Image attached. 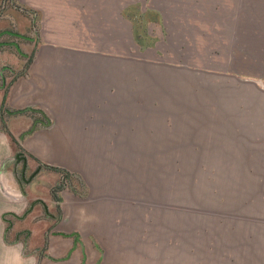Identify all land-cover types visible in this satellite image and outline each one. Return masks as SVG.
I'll return each instance as SVG.
<instances>
[{"label": "rangeland", "instance_id": "rangeland-1", "mask_svg": "<svg viewBox=\"0 0 264 264\" xmlns=\"http://www.w3.org/2000/svg\"><path fill=\"white\" fill-rule=\"evenodd\" d=\"M38 1L0 0V87L26 73L38 43L81 48L83 58L109 46L121 60L115 91L125 115L105 145L30 150L26 138L49 130L50 118L2 100L0 130L11 143L3 166L15 187L4 191L39 205L35 225L45 218L47 233L72 238L70 249L47 251L26 225L27 206L4 212V252L19 264L44 256L59 264L73 250L82 264H264V0ZM131 17L152 44L135 41ZM22 114L32 121L12 134L8 119ZM60 203L83 205L82 227L61 228Z\"/></svg>", "mask_w": 264, "mask_h": 264}, {"label": "crops", "instance_id": "crops-1", "mask_svg": "<svg viewBox=\"0 0 264 264\" xmlns=\"http://www.w3.org/2000/svg\"><path fill=\"white\" fill-rule=\"evenodd\" d=\"M25 2H33L38 0H21ZM40 0L38 2H44ZM39 7V6H36ZM41 8V7H39ZM8 17L18 18V10L15 7L8 8ZM43 21L46 24L48 16L47 8L42 9ZM16 18V19H17ZM23 24V23H22ZM44 24V32H51L48 26ZM49 34V33H48ZM46 40V39H45ZM38 43L34 54L27 66L24 74L17 76L8 85L4 91L0 87V103L5 99L6 104L10 108H20L24 106H35L41 108L51 120V127L42 128L44 133L36 136L30 135L26 138L24 146L32 149V146L40 147L50 146H98L105 145L100 140H107L113 137L115 125L123 123L122 116L124 112V96L123 91L120 95H116L115 91V67L116 60L111 54L109 58V46L94 48L88 51L90 55L97 57H81L82 49L73 48L65 43H52L53 41ZM108 45V44H107ZM11 62L16 63L17 67L22 66L24 60L11 56ZM119 104V105H117ZM116 115L118 116L116 118ZM32 121L28 115L22 114L16 117L10 116L8 119V127L12 134L19 130L27 128ZM247 125V124H246ZM247 132L253 133L255 127L253 123L246 126ZM262 130V129H261ZM260 131V128H259ZM110 132V134H109ZM81 140H95L97 142H80ZM78 141V142H77ZM11 152L10 136L0 130V264H5L3 259L5 254L7 264H19L17 255L5 253L6 249L2 244V227L4 225V212H18L29 207L30 212L27 214V223L32 235L36 238H42V242L46 241V249L49 252L66 251L72 246V238H68L64 234L47 233L46 228L50 222L42 218L41 224L35 225L34 212L39 210L38 204H28V201L18 202L12 200L9 195L16 194L15 191H4L5 185L14 186L11 168L4 169L3 160L8 157ZM15 187H13V190ZM9 194V195H7ZM11 194V195H12ZM33 196L29 197L32 198ZM33 199V198H32ZM54 203H48V209H54ZM62 209L59 217L61 228L67 226L73 227L74 230L83 225V205L73 204L65 206L60 203ZM13 215V214H12ZM11 215V216H12ZM119 258H125L120 254ZM128 258V257H127ZM10 259V260H9ZM51 259L44 256L40 260V264H51ZM24 264V263H22ZM25 264H35V258L27 260ZM59 264H82V254L77 250L70 252V256Z\"/></svg>", "mask_w": 264, "mask_h": 264}, {"label": "trees", "instance_id": "trees-1", "mask_svg": "<svg viewBox=\"0 0 264 264\" xmlns=\"http://www.w3.org/2000/svg\"><path fill=\"white\" fill-rule=\"evenodd\" d=\"M143 14L145 15V13H143V11L139 12V16L141 18H143ZM131 19H132L131 28H132V31H133V36H134L135 41L140 44V47H146L147 45L152 44V41L151 42H146L144 40L145 36H147L149 38H151V37L148 35V32H147L143 22L139 23L138 20L135 17H131ZM30 59H31V57H29L27 59V61L25 63V67L29 64ZM20 72H23V69L20 70ZM47 166L50 167V168L59 170L60 172L63 173L64 176H67V171H66V169L64 167L57 166V165H52V164H47ZM61 187H62L61 183L51 187L50 191H51V194H52V196H53V198L55 200L59 199L58 191H59V189ZM57 208H58V206H57Z\"/></svg>", "mask_w": 264, "mask_h": 264}, {"label": "water", "instance_id": "water-1", "mask_svg": "<svg viewBox=\"0 0 264 264\" xmlns=\"http://www.w3.org/2000/svg\"><path fill=\"white\" fill-rule=\"evenodd\" d=\"M26 108H19V109H16V110H13V111H23L25 110Z\"/></svg>", "mask_w": 264, "mask_h": 264}]
</instances>
